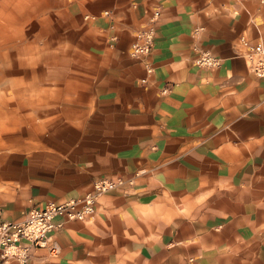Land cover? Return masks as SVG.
I'll return each instance as SVG.
<instances>
[{
	"label": "crops",
	"instance_id": "0c3cea01",
	"mask_svg": "<svg viewBox=\"0 0 264 264\" xmlns=\"http://www.w3.org/2000/svg\"><path fill=\"white\" fill-rule=\"evenodd\" d=\"M51 7L0 131V224L122 184L63 221L57 256L7 264H264V78L239 43L264 44V0ZM148 29L150 52L131 57ZM202 52L219 64L199 66Z\"/></svg>",
	"mask_w": 264,
	"mask_h": 264
},
{
	"label": "rangeland",
	"instance_id": "374dc122",
	"mask_svg": "<svg viewBox=\"0 0 264 264\" xmlns=\"http://www.w3.org/2000/svg\"><path fill=\"white\" fill-rule=\"evenodd\" d=\"M55 1L31 0L23 7L0 0V131L11 122L15 98H25L26 74L42 60L48 44L38 41L52 26L49 23L57 19L51 11Z\"/></svg>",
	"mask_w": 264,
	"mask_h": 264
},
{
	"label": "built area",
	"instance_id": "2783aa9c",
	"mask_svg": "<svg viewBox=\"0 0 264 264\" xmlns=\"http://www.w3.org/2000/svg\"><path fill=\"white\" fill-rule=\"evenodd\" d=\"M144 44L132 45V56L148 54L151 47V36L144 35ZM241 44L248 52L247 60L249 70L257 77L264 78V44L250 45L242 39ZM120 181L113 182L100 179L95 182V193L87 194L80 200L65 203L48 202L45 206L32 209L22 223H3L0 225V264H5L9 259L26 261L27 254L16 255L9 249L17 246L19 251L23 242L32 246L46 247L51 243L52 233L63 227V221H83L94 212L96 197L104 192L121 185ZM54 251V248H52ZM28 252V250H27Z\"/></svg>",
	"mask_w": 264,
	"mask_h": 264
},
{
	"label": "bare ground",
	"instance_id": "6f19581e",
	"mask_svg": "<svg viewBox=\"0 0 264 264\" xmlns=\"http://www.w3.org/2000/svg\"><path fill=\"white\" fill-rule=\"evenodd\" d=\"M13 3H17V4H20V5H22L23 7L25 6V5H27L31 0H11ZM24 14H25V12H24ZM150 35L151 36V40H152V30L151 29H148V30H146V31H144L142 34H140V41H137V42H135V43H133V44H144L145 43V39L144 40H142L143 39V36L144 35ZM243 40L246 44H250L244 37H241L240 38V40ZM240 40H239V43H240V46H242L243 48H244V50H246V48L241 44V42H240ZM132 44V45H133ZM261 44H263V43H261ZM250 45H254V44H250ZM256 45H258V44H256ZM15 47H16V45H15ZM151 48H152V42H151V47H150V50H151ZM15 49V48H14ZM146 55H148V54H141V55H139V56H136V57H133L132 56V51L130 52V56L131 57H133V58H137V57H144V56H146ZM247 56H248V52H247V50H246V52H245V60H246V62H247V65H248V69H249V62H248V60H247ZM199 66H208V67H214V66H217L218 64H219V60H217L215 57H213L212 56V54L210 53V52H202L201 53V55L199 56V58L197 59V62H196ZM250 71V70H249ZM251 73V72H250ZM252 74V73H251ZM254 75V74H253ZM256 76V75H255ZM31 211V210H30ZM29 211V212H30ZM28 212V213H29ZM27 213V214H28ZM27 217V216H26ZM88 218V217H87ZM87 218H85L84 220H86ZM26 219V218H25ZM68 222H70V221H68ZM6 223H10V222H6ZM22 223V222H21ZM3 224V223H2ZM1 225V224H0ZM56 231H54L53 233H52V236L54 235V233H55ZM22 246L23 247H21L20 248V250L18 251L17 250V246L15 247V246H12L9 250L10 251H12L13 253H15L16 255H19V254H27V258H29V255H30V252H31V250H33L34 248H41V249H48L49 250V252H50V254L52 255V256H57V254H58V247H57V245H56V243L53 241V239L51 240V243L50 244H48L46 247H42V246H37V245H35V246H32V245H30L29 246V244L27 243V242H23L22 243ZM52 248H54V251H52ZM27 250H28V252H27ZM9 260H12V259H9ZM9 260H7V262L9 261ZM13 260H15V259H13ZM17 261V260H16ZM7 262L5 263V264H7ZM19 262H21V261H19ZM23 262H25V261H23Z\"/></svg>",
	"mask_w": 264,
	"mask_h": 264
}]
</instances>
